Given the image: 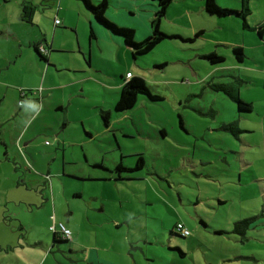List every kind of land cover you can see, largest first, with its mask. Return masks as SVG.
<instances>
[{
    "label": "rangeland",
    "instance_id": "1",
    "mask_svg": "<svg viewBox=\"0 0 264 264\" xmlns=\"http://www.w3.org/2000/svg\"><path fill=\"white\" fill-rule=\"evenodd\" d=\"M23 1L35 10L34 20H40L44 27L40 31L37 26L20 23L21 0H0V105L7 113L15 107L11 117H7L6 112L0 117L4 121L1 125L3 130L0 129V158L4 159V163L0 164V175L5 177V186H9V181L18 176H21L20 180L28 176L26 184L29 189L45 190L48 196L54 193L57 216L53 215L51 226L63 222L72 234L71 242L60 245L64 246L65 252L68 254L67 250L72 245L70 250L74 251L73 257L79 261L78 264H89L88 259L95 257L101 264H264L263 223H258L260 225L254 229L255 225L250 227L245 239L231 233L236 220L257 216L256 222H264V213L261 211L264 209V157L258 154L259 150L244 148L241 141L233 140L238 150L232 152L237 154L227 156L229 159H240L237 173L230 171L236 186L234 192H220L218 189L221 190L222 186L218 182H213V185L206 183L199 175L203 168L198 165L207 162L212 152H217L211 149L208 142L215 128H210V133H207L206 125L210 118L194 112L195 106L199 103L207 109L215 107L220 112L218 120H234L237 112L235 103L227 96L212 91L209 85H219L218 82L224 80L233 82L238 86L240 98L250 103V100L264 94V69L253 67V70L261 72V76L250 78V83H242L243 79L234 81L231 79L234 74L225 69L237 64V60L232 48L224 44L230 45L227 41L237 42L239 39L228 38L231 35H226L228 32L225 30H211L212 25L208 23L214 22L206 20L207 23L204 20V27L208 31L202 36L195 38L183 30L181 34L186 37L166 38L151 51L137 55L135 60L131 51L129 55L121 51L118 61L114 52L107 53V59L103 56L102 61L93 58V64L102 68L103 81L107 75L113 77L114 71H135L136 64V74L144 80L149 96L158 99L153 101L148 95L139 94L133 108L125 112L113 109L106 126L100 115V107L104 109L114 102L113 94L106 96L107 92L103 88L99 89L91 79L63 91V95H71L68 107L62 111L44 113L37 120L27 122L18 113V99L15 96L19 90H30L26 86L33 79H26V75L15 76L14 73H18L17 69L20 68L23 73L28 72L29 77L32 76L37 54L29 47L28 32L34 31L40 38L47 35L49 42V19L62 21L60 16L54 14L59 7L60 10L63 7L59 0H55L53 8L49 7L47 1ZM90 1L93 6H97L101 0ZM128 2L135 3L136 0ZM223 2L236 9L224 7ZM216 3L223 9H240L232 5L230 0H216ZM183 7V4L173 6V16L177 17ZM76 9L71 3L65 6L61 14L66 26L68 22L78 24V31L75 30V35L70 30L62 39L67 40L66 47L73 53H59L52 58L60 66L72 68L60 72L58 79H68L71 75H77L79 79L90 74L96 76L88 70L77 71L80 66L76 58L79 56L83 62L81 66L89 67L82 58V52L79 54L77 51L78 35L87 61H90V53L88 35L81 32L84 17L78 20ZM254 11L259 12V8ZM114 12L116 14L111 13V18L116 22L121 21L118 10ZM177 20L186 28L189 25L187 18ZM197 23L200 25L201 20ZM163 24L172 25L170 28L181 32L172 22ZM128 26L120 28H136V32L144 37L135 25ZM167 28L162 26V29ZM102 47L106 48L105 45ZM210 53L223 57V62L211 64L203 57ZM73 70L77 72L73 73ZM245 74L241 76L248 78ZM32 90L34 92L35 89ZM257 104L259 102H256L255 110L259 112L261 109ZM237 115L240 114L237 112ZM251 115L256 116V113ZM253 121L240 120L237 125L241 127L244 123H250L253 126ZM25 130L28 134L32 133L29 151L23 147L24 139L20 143L16 141V136ZM163 130L166 134L164 137L161 136ZM195 132H198L197 135L199 132L204 133L208 140L199 142L194 150ZM214 136L219 141H216V147L221 145L228 148L230 143H234L230 138L224 143L223 136L227 134ZM245 136L247 143H254L248 134ZM60 138L64 142H60ZM6 149L9 159L4 155ZM20 149H23L22 153L30 167ZM139 155L143 159V167L134 171H121L122 179L116 180V165L121 163L124 168L132 169ZM215 157L217 155L211 158ZM217 168L223 167L217 165L212 169ZM205 169L211 170V166H205ZM45 176L49 177L50 182L43 188V181L47 179ZM239 177L240 186L237 187ZM219 197L223 201L229 200L225 206L218 204ZM38 198L39 206L42 201L39 194ZM24 209L26 206L22 205V209L17 211ZM22 217L24 221L32 219L25 212ZM12 219L16 220L15 217ZM178 224L189 232L188 236L178 235L175 229ZM217 230L225 234L215 235L214 231ZM30 241L33 242V239ZM179 252L184 256L179 255ZM71 255L69 253L68 258ZM83 258L85 261H82ZM69 262L66 260L68 264H77ZM94 264H99V261Z\"/></svg>",
    "mask_w": 264,
    "mask_h": 264
},
{
    "label": "crops",
    "instance_id": "2",
    "mask_svg": "<svg viewBox=\"0 0 264 264\" xmlns=\"http://www.w3.org/2000/svg\"><path fill=\"white\" fill-rule=\"evenodd\" d=\"M40 1L49 2L50 8L55 7L56 4L55 0H40ZM230 1L232 5L238 6L240 8L241 0H230ZM70 2L77 8L76 9L78 11L77 19L78 20L83 19L84 17L83 20L84 23L81 24V32L85 35H88V39H89L88 51L90 53V61L89 60L87 61L85 57V50L82 47V43L79 40V35L76 38L77 51L79 52V54L82 52L81 53L82 58H84L87 64L89 65L88 68H86L85 65L81 66V63L83 64V62L80 61L81 57L77 54L79 56V58H76L78 67L80 66L77 71L85 72L86 70H88L92 74L94 75L96 74V76H92L90 74L88 76H83L82 79H79L77 75H71V77H69L68 79H64L61 77H59L60 79H58V76H60L59 74L60 72H63L65 70L67 71L72 70V68L69 66H65V68L60 66L58 62L52 59L54 55H57L59 53H63V54L73 53L71 50H68L66 47L67 40L65 41L62 40L63 36L69 34L70 30L73 31L75 35H76V31H78V24H72L68 22L66 26L65 20L61 16L62 12L65 9V6L71 4ZM22 3L23 2L21 0V4ZM223 3H224V7L226 8L236 9V8H232L230 4L227 2H223ZM59 4L63 8L62 10H60L59 7V9L55 11L54 15L56 17L60 16L63 23L57 18L51 21L49 19L50 22L49 29L51 28V39L49 42L47 35H43L40 38V36L38 37L36 33H34V31L28 32V35L30 37L29 47L33 48L34 50L33 45L36 46L38 45L39 50L41 51L43 50V52L41 53L46 55L48 64L43 65L40 62L41 59L40 60L37 59L36 56L37 63L34 66L35 71L32 73L31 77H29L30 75H28V72L23 73V69L20 68L17 69L18 73H14L15 76L26 75V79L32 78L33 82L26 87L27 89L30 90L35 89L34 90L35 96L27 95L25 97L22 107L18 106L19 93L17 96H15V98L18 99L16 103V107L19 110L18 113L22 116V119L28 120L27 122L31 120L33 122L38 118L44 116V113L46 114L48 112H53V111H62L63 109H65V107H68L71 98V95H63V91L68 89L69 87L76 86L78 84H82L87 81H91V79H93L92 81H94L99 86V89L103 88L107 92L105 94L106 96L108 94L110 95L113 94L114 102H111V104H109V106L105 107L104 109L103 107H100L101 108L100 115L102 116L103 114L107 113L109 116V114L113 111V109H115V104L119 98L121 87L123 86L124 83L127 82L126 75L130 73L131 74L130 79H132L133 77H140L136 74V70L138 69V67L135 64V68H136L135 71L134 70H126L124 72L120 70H118L119 72L114 71L113 77L107 75L103 81L101 79L103 76L102 68H100V66L93 64L92 59L95 58L98 61H102L103 56L105 59H107L106 54L107 53L111 54V52H114L116 54V60L118 61L119 60L118 54H120L121 51L129 55L131 50L124 44L120 36L112 33L104 26L96 22L92 14L84 7V5L81 2L76 3V1L74 0H59ZM179 4H183L184 7L180 9V13L177 17L173 16V6H177ZM248 5H249V15L246 17L245 22L249 28H245L243 27L242 21L235 16L223 17V18L214 17L211 15L208 16L204 9L203 0H174L170 4V6L166 9L165 15L160 21L159 27L164 34L169 36H177L180 38L186 37L183 34H181L183 30H186L190 34H193L195 38H197L202 36L204 33L208 31L207 28L204 27L206 20L210 21L211 23L214 22V24H210L208 23V21H206L209 26L212 25L211 30L214 31L216 30L217 32H221L225 30L228 32L226 35H231L228 36V38L236 37L237 39H239V41L237 42L227 41V43L230 45L224 44V46H228L232 49L240 48L241 51L243 52V59L241 61H237V64L235 63L234 65L233 64L229 65L225 67V69L227 71H231L232 75L234 74V76H231V79H233L234 81H239V79H243L242 81L240 80L242 83H250L251 82L250 78H254L255 75L261 76V72L257 70H253V67L256 66L258 67L259 70L264 69V32L261 35H258L256 31L257 28L264 23V0H249ZM258 8H259V12L256 13L254 9H258ZM114 10L116 11L118 10L117 14L119 15L121 21L116 22L111 18L112 15L111 13H115ZM156 10L157 8L154 0H136L135 3H129L128 0L127 1L107 0V9L105 12V16L110 22L117 25L118 27H129L128 25H135L140 30V33H143L144 35V37H141L142 35L140 36L138 32H136L137 31L136 28H133L134 40L137 42L144 40L151 34L150 21L153 19ZM34 12L35 10L31 13L29 22L21 20L20 15H19V21L21 24L37 26L41 31L44 26L40 23V20L37 19L38 22L34 20L35 19ZM176 18L177 19L187 18L189 20L188 22L189 25L187 26V28L185 26H182L181 21L177 20ZM199 19L201 20L200 25H198L197 23ZM55 20H59L60 21L59 24L56 25ZM146 21L148 22V25ZM164 21L165 22L169 21L177 25L181 29L180 30L181 32L179 33V30L176 29L174 30L173 28H170L172 25L168 26V24H163L165 23ZM163 25L169 28H167L166 30L162 29ZM88 27H89V31H88ZM49 29H46V31L49 32ZM176 31L178 33H176ZM187 39H189V37H187ZM103 45H105L106 48H103L102 47ZM72 49H75V47L74 48L72 47ZM135 62L137 63V61ZM5 69H7V67L4 68V70ZM77 71L73 70L72 72L74 73ZM242 73H246L245 75L248 78L242 77L241 76ZM23 79H25V77ZM224 81L225 82H218V84L224 83L227 86L238 88V86H235L233 82L227 80ZM214 85L217 84H210L209 88L215 93H220L224 95L219 91L213 90L212 86ZM259 97L254 98V100H250L251 103L248 102V100L246 99L240 98L242 101L250 104L251 109L250 112L243 114L240 113V115H237L238 112L237 111L234 120H232L233 118L231 119L222 118L221 120H218L220 113L219 110H217L215 107H209L208 109L207 107H201L199 103L195 106L193 110L194 112H197L202 116H208L210 118V121H208L206 125L208 129L207 133H210L209 132L210 128H215V130L212 131L213 132L212 138L209 140L204 137V133L199 132V135H197L198 132H195L193 149L195 150V148L199 146L198 144L199 142H204L205 140L206 141L208 140L211 149L217 152V153L212 152L210 154L211 157L217 155V158L209 157L207 162H201L198 166L203 168L200 170L199 175L204 180V182L212 183V185L214 184L213 182H218V185L222 186L221 190L218 189V191L220 192H226V190L232 192L236 191V189H234L236 188V186L234 184V180L231 178V173L238 169L237 163L239 164L240 159L237 160L229 159L227 156V155L233 156L237 154L235 152H232L233 150H238V148L236 147L238 145L235 141H241L243 143L241 144V146L244 148H248V149L255 148L259 150L260 153L258 154L261 155L262 158L264 157V94H260ZM104 99H106L105 96ZM256 102H259V104H257L258 108L261 109V111L259 112H256L255 110ZM5 112L6 110L1 107L0 117H3L5 115ZM13 112H15V107L13 108L12 112L10 113L6 112L7 117H11L10 115L14 114ZM253 112L256 113V116L251 115V113ZM240 120H244V121L254 120L253 126H251L250 123H244L243 126L240 127L239 125H237V121ZM3 124L4 121L0 120V126ZM229 124L235 125L236 129L239 130V133H237L236 136L232 135L230 132H228L225 129V126H228ZM106 126H108V124ZM180 126L182 127L181 121H180ZM0 129L3 130V127L1 126ZM222 133L227 134V136H223L224 143L228 141V138H230L232 141L235 140L233 141L234 143H230L227 146L228 148H224L221 145L216 147V141H218V139L217 137L214 136V134L220 135ZM21 134L16 136L17 139L16 141H19L20 143L24 139L25 143L23 144V147L26 151H29L32 147L30 144L32 133L28 134L27 130H25L24 133L21 132ZM247 134L249 135V138L254 139L253 144L250 142L247 143V137L245 136ZM165 135L166 134L164 133L163 130L161 132V136L164 137ZM231 136L234 139H232ZM2 141L3 143H5L4 140ZM223 141L220 140V142ZM60 142H64L63 139L60 138ZM46 143L48 144V142H45V144ZM47 146H51V144H48ZM22 150L20 149V152L23 155L26 163H28L27 158L22 153ZM4 155L6 157L7 155H9L7 149ZM121 158L123 157L121 156ZM7 159H9V157H7ZM33 161L35 162V160ZM2 163H4V159L0 158V164ZM252 163L254 164V162ZM217 165L223 168L221 169L217 168L216 169L217 171L215 169H212V168H216ZM205 166H211V170H206V169L204 170ZM23 178L24 179L20 180L21 176H18V178L9 181L10 182L9 186H5L4 183L5 177L0 175V264H68L66 263V260H69L70 261L69 263L79 262L76 260L75 257H73L74 251L70 250L72 249L71 248L72 245L69 246L67 250L68 251L67 254V252H65L64 250V246H60L61 244L66 242L62 240L54 242L53 240L54 239L53 233L50 230V228L53 226V225L51 226V221L52 219L54 220L53 215L57 216L55 200H53L54 193L48 196L45 190L42 191V190L29 189L28 185L26 184V180L28 176L27 177L24 176ZM49 182L47 180H44L43 188H46ZM236 182L238 183L237 187H239L240 177ZM31 187L32 186L30 185V188ZM38 194L40 195L42 200L39 206L37 205V201L39 200ZM224 195L225 194H223L222 197ZM49 199L51 200V202H49ZM228 201H229L228 199L223 201L220 197L217 199L218 204L224 206ZM22 205L26 206V209H24V211H17L22 209ZM263 210L264 209H261V211L264 213ZM24 212L28 213V215L31 216L32 219L29 218L26 219V221H24L22 217V213ZM262 216L264 217L263 214ZM14 217L16 218V220L12 219ZM12 222L13 223L15 222V224H13ZM258 223L264 224L263 221L256 222L253 229L260 225ZM65 227L68 229L66 225ZM215 231H214L215 235L225 234L224 231L222 230H217V232ZM244 237L246 238V236H243L241 238L245 239ZM32 239L33 242L30 241ZM71 241L72 238L70 239L69 242ZM27 246L31 247V249H28ZM34 247H40V248L33 249ZM69 253L72 254L71 258H68L67 256L69 255ZM82 261H85V258H83ZM96 261H99V264H101L100 260L96 257L94 259L91 258L88 259L89 264L90 263L94 264L96 263Z\"/></svg>",
    "mask_w": 264,
    "mask_h": 264
},
{
    "label": "trees",
    "instance_id": "3",
    "mask_svg": "<svg viewBox=\"0 0 264 264\" xmlns=\"http://www.w3.org/2000/svg\"><path fill=\"white\" fill-rule=\"evenodd\" d=\"M84 7L92 14L93 18L96 22L104 26L106 29L111 31L112 33L120 36L124 42V44L131 50V54L133 58H136L137 55H143L149 51H151L157 44L163 41L166 38H174L177 36H169L164 34L159 27L161 19L165 15L166 9L170 6V4L174 0H154L156 5V12L154 14L153 19L150 21V29L151 34L142 40L141 42H136L134 40V31L126 28H120L117 25L110 22L106 16L105 12L107 9V0H101L97 6H93L90 0H80ZM204 1V9L206 13L214 17H230L235 16L242 21L243 27L249 28L245 22L246 17L249 15V0H241L240 9L237 11H231L227 9H223L218 6L216 0H203ZM26 2L23 1L21 4V14L20 19L24 21H28L30 19L31 13L34 11L33 8L28 7L25 5ZM34 7V6H33ZM258 35H261L264 32V23L257 28ZM35 53L44 61L45 64H48V60L46 55L42 54L39 50L38 45H33ZM232 53L235 56L237 61H241L243 59V52L240 48L232 49ZM205 59L209 60L211 64H217L223 62V57L217 56L214 53H210L208 55L203 56ZM213 90L219 91L227 96L233 103H235L237 111L239 114L248 113L250 112L251 106L250 104L242 101L239 97L238 88L227 86L225 84H219L212 86ZM35 92L31 90H19V102H21V106L25 100L27 95L35 96ZM139 94L148 95L150 100L155 101L158 99L157 97L149 96V90L145 85V82L140 77H133L132 79L128 80L120 89L119 98L115 104L116 111H125L131 109L135 106L137 97ZM18 102V103H19ZM104 121V124H108V114L105 113L101 116ZM225 129L230 132L232 135L236 136L239 133V130L236 129L235 125L229 124L225 126ZM143 159L139 155L137 157L136 166L134 168H124L121 163L117 164L115 167V173L117 174L116 180H121L120 172L122 171H134L137 169H141L143 167ZM50 179H48L49 181ZM257 216H251L247 218H243L241 220L235 221L232 225L231 233L239 235L241 237L246 236V231L256 224ZM177 225L175 226V228ZM70 231V230H69ZM52 232V231H51ZM53 233L54 242L57 241H64L69 242L70 240H64L58 233ZM71 233V232H70ZM180 236V235H179ZM245 238V237H244ZM179 255L184 256L181 252Z\"/></svg>",
    "mask_w": 264,
    "mask_h": 264
},
{
    "label": "built area",
    "instance_id": "4",
    "mask_svg": "<svg viewBox=\"0 0 264 264\" xmlns=\"http://www.w3.org/2000/svg\"><path fill=\"white\" fill-rule=\"evenodd\" d=\"M55 24L56 25L59 24V20H55ZM40 52H43V50L42 51L40 50ZM130 78H131V74L128 73L126 75V80H129ZM21 104H22L21 102L18 103L19 106H21ZM27 166L30 167L29 164H27ZM45 178H47L46 180L48 181L49 177L45 176ZM175 229H176V232L178 233V235H180L181 237H186V236L189 235V232L186 229H184L183 226L180 225V224H178ZM50 230L52 232H54V233L55 232L58 233L61 236V238H63L64 240H70L71 239L70 231L64 225H62L61 223H59L57 226L53 225L50 228Z\"/></svg>",
    "mask_w": 264,
    "mask_h": 264
},
{
    "label": "water",
    "instance_id": "5",
    "mask_svg": "<svg viewBox=\"0 0 264 264\" xmlns=\"http://www.w3.org/2000/svg\"><path fill=\"white\" fill-rule=\"evenodd\" d=\"M47 65V64H46Z\"/></svg>",
    "mask_w": 264,
    "mask_h": 264
}]
</instances>
